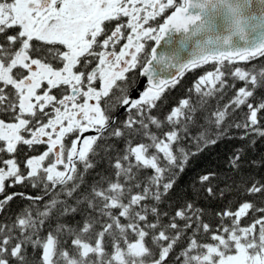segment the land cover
<instances>
[{"label": "snow or ice", "instance_id": "obj_1", "mask_svg": "<svg viewBox=\"0 0 264 264\" xmlns=\"http://www.w3.org/2000/svg\"><path fill=\"white\" fill-rule=\"evenodd\" d=\"M242 8L264 13V0H0V264H264V179L243 178L251 199L218 213L215 228L192 202L171 213L158 207L191 157L225 138L264 137V60L237 63L264 58V39L233 47L227 36L170 77L154 71L170 33L219 32L234 16L246 38L253 29ZM206 64L214 70L194 91L227 103L204 125L187 98L158 118L165 89ZM113 137L125 147L110 158V175L81 189ZM243 157L237 147L228 166L239 171ZM17 198L29 203L7 215Z\"/></svg>", "mask_w": 264, "mask_h": 264}, {"label": "trees", "instance_id": "obj_2", "mask_svg": "<svg viewBox=\"0 0 264 264\" xmlns=\"http://www.w3.org/2000/svg\"><path fill=\"white\" fill-rule=\"evenodd\" d=\"M261 60H264V58H258L256 61L249 62L239 61L237 63L241 66L247 64V66L251 67V65L255 64L259 67ZM213 70L211 64H206L187 71L175 86L165 89L160 101H158V110L154 109L153 112L156 113L158 118H163L172 108L178 106L180 100L187 98L196 108V111L191 114L192 120L197 125H204V117L210 111H214L217 106L227 103V96L223 100L219 99L217 95L201 97L200 94L194 91V85L199 77L207 71ZM122 118L123 116L120 119ZM117 122L119 121L117 120ZM198 130L199 128L192 129L194 134ZM238 134L239 130L233 129L231 136H237ZM106 145H111V147L97 149V154L93 158L94 168L85 174L84 178L86 183L81 185V189L99 180L101 174L110 175V158L114 157L125 147L123 140L114 137L110 138L106 142ZM184 146L187 148L192 147L188 143H185ZM237 147L244 148L242 167L239 171H235L228 166V158ZM253 161L255 163H252ZM209 173L214 174L211 177V182L201 183L199 177ZM246 177L257 180L264 179V137H256L254 143L225 138L216 145L206 148L197 156L191 157L184 171L176 174L173 189L170 190L164 202L158 205V207L171 213L177 205L192 202L196 207L201 209V220L208 223L210 228H215L220 222L218 213L226 207L237 206L243 199H251L250 196L240 190L242 188L241 181ZM207 187H212L214 194H209ZM16 191H23L29 195L38 194L37 190L31 187L23 188L18 186ZM63 198L61 197V199ZM47 199L48 197L46 196L45 201ZM28 203V201H22L17 198L11 203L7 215L10 216L16 213ZM43 203L44 201H41V206ZM69 203L75 206L74 200H69ZM4 216L5 213H0V219H3ZM64 219L74 223L80 220L81 216L77 214L74 218L64 217ZM247 221V216L241 218V226H245ZM3 222L7 223L8 221L4 220ZM227 222L225 220V223ZM53 227H55V221H53ZM29 256L33 259L38 258L33 257L31 248H29Z\"/></svg>", "mask_w": 264, "mask_h": 264}, {"label": "water", "instance_id": "obj_3", "mask_svg": "<svg viewBox=\"0 0 264 264\" xmlns=\"http://www.w3.org/2000/svg\"><path fill=\"white\" fill-rule=\"evenodd\" d=\"M244 17L242 23L246 27L253 30L247 34V37L241 33H237L233 27V21L236 17L230 16L225 24L221 25L219 32L213 30L210 32H200L189 34H181L178 32L170 33L164 41L161 42L158 52L162 57H167L165 61L155 63L154 71L158 77H170L179 71L181 65L189 62L201 51L211 48L216 41L223 40L227 36H231L233 47L251 46L259 43L264 39V32L260 29L264 28V13L257 12L249 14L247 8H242L241 13ZM146 78L141 77L139 86L146 85ZM135 95V93H133ZM123 114L118 112L117 116Z\"/></svg>", "mask_w": 264, "mask_h": 264}, {"label": "flooded vegetation", "instance_id": "obj_4", "mask_svg": "<svg viewBox=\"0 0 264 264\" xmlns=\"http://www.w3.org/2000/svg\"><path fill=\"white\" fill-rule=\"evenodd\" d=\"M157 20H160L161 18L160 17H157L156 18ZM106 24L108 23V22H105ZM150 23H152L153 24V26H155V21H150ZM102 39V38H101ZM125 41H121L120 42V45H117V49H119V47L124 43ZM141 81V77L139 78V82ZM118 114V113H117ZM123 116V114H121V115H119L118 117L119 118H121ZM0 118H4L3 116H0ZM24 151L26 152V153H28V149H27V146H24ZM28 154H33V153H28Z\"/></svg>", "mask_w": 264, "mask_h": 264}, {"label": "bare ground", "instance_id": "obj_5", "mask_svg": "<svg viewBox=\"0 0 264 264\" xmlns=\"http://www.w3.org/2000/svg\"><path fill=\"white\" fill-rule=\"evenodd\" d=\"M140 83H141V81H140ZM140 83H139V84H140Z\"/></svg>", "mask_w": 264, "mask_h": 264}]
</instances>
